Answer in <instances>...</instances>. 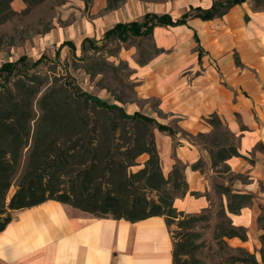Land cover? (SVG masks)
Instances as JSON below:
<instances>
[{
    "label": "trees",
    "instance_id": "trees-1",
    "mask_svg": "<svg viewBox=\"0 0 264 264\" xmlns=\"http://www.w3.org/2000/svg\"><path fill=\"white\" fill-rule=\"evenodd\" d=\"M12 0H4L6 3ZM24 2L26 0H23ZM246 0H214L209 8L189 5L178 17L169 13L146 12L141 20L117 22L108 28L102 44L85 38L80 46L83 69L91 74L114 70L101 54L109 44H127L132 38L151 40L156 27L187 25L192 18L203 21L221 18L234 5ZM254 8L264 9V0H250ZM108 0V7H112ZM194 39L199 38L194 31ZM64 45L75 50L72 41ZM163 50L154 46L153 55ZM97 53H99L97 55ZM115 56L117 49L108 48ZM199 48L198 59L200 61ZM46 57L29 61L25 55L0 65V231L18 210L55 200L98 218L111 217L130 222L150 216H163L167 226L175 224L172 264H202L196 256L201 244L195 243L199 233L194 225L203 215H187L173 206L177 196L188 191L185 165L175 162L165 175L157 151L154 130L174 136L168 124L154 117L110 103L74 83L66 70V78L35 69ZM150 59L139 61L143 66ZM50 61V60H49ZM235 63L240 66L236 58ZM123 103L122 99H117ZM36 102L37 110L34 108ZM205 121L213 128L224 122L216 113ZM203 134V133H198ZM146 155L142 166L137 159ZM231 157H244L233 144L210 151L211 166ZM200 160L191 165L199 170ZM229 170V167H227ZM11 186L13 194L7 198ZM219 192L227 198L221 207V222L213 237L222 251L229 249L227 239L247 241L246 228L232 223L228 213L237 214L254 198L252 193L234 191L228 185H219ZM262 233L256 254L244 247L230 248L233 253L218 264H264V215L257 218Z\"/></svg>",
    "mask_w": 264,
    "mask_h": 264
},
{
    "label": "crops",
    "instance_id": "crops-1",
    "mask_svg": "<svg viewBox=\"0 0 264 264\" xmlns=\"http://www.w3.org/2000/svg\"><path fill=\"white\" fill-rule=\"evenodd\" d=\"M177 2L205 8L212 0ZM247 25L253 28L248 29ZM168 27L182 33L190 44L188 48L177 47L173 56H159L133 68L138 98L158 100L159 110L177 119L178 127L192 134L208 132L210 127L203 117L216 112L239 139L238 151L249 159L227 160L231 172L243 173L250 179L248 187L241 184L236 192L262 195L259 188L264 187V9L253 8L251 1L246 0L231 7L221 18H192L187 25ZM194 31L199 38L197 47L208 51L211 58L220 52L224 55L221 83L214 68L209 63L205 65L204 55L198 61V52H191L190 48L195 46ZM188 49L189 64L183 52ZM234 49L239 54L240 67L228 55ZM193 58L197 61L194 65ZM197 68L202 69L198 74ZM154 137L165 175L175 162L185 165L188 191L175 197L173 206L187 215L207 208L211 204V185L200 170L191 168L202 156L199 148L157 129ZM221 196L225 202L226 197ZM227 213L234 225L246 229H251L256 215L248 206L237 214ZM252 239L249 234L245 242L238 238L227 240L243 246ZM173 244L171 228L163 216L135 222L98 218L47 200L16 211L0 231V264H172Z\"/></svg>",
    "mask_w": 264,
    "mask_h": 264
},
{
    "label": "rangeland",
    "instance_id": "rangeland-1",
    "mask_svg": "<svg viewBox=\"0 0 264 264\" xmlns=\"http://www.w3.org/2000/svg\"><path fill=\"white\" fill-rule=\"evenodd\" d=\"M177 1L111 0L112 7H108V0H26L25 2L23 0H19V2L12 0L8 1L7 4L1 3L0 65L7 61H15L22 55L27 56L29 61L46 57L45 59L48 62L44 61L35 68L39 72H46L51 76V79L55 76L58 78V82H62L67 80L66 70L68 69L72 74L74 83L79 85L82 90L110 103L123 106L129 114L139 111L154 117L158 122H167L175 132L173 138L181 137L197 146L202 154L199 159V170L207 177L211 185L209 194L211 204L195 214L203 215L193 228L194 231L199 233L195 243L201 244L197 249L196 256L202 260V264H218L233 253L230 248L240 246L259 254L260 243L258 238L262 230L257 223V218L264 215V187L260 186L259 188V191L263 194L260 195L259 192V194L254 195L253 200L247 205L254 209L256 213L251 229H246L248 237L250 234L253 239L243 246L226 240L229 249L222 251L217 240L213 237L216 224L221 222L219 216L221 207H225V204H227V198L224 202L222 194L219 192V185H228L237 191L239 185H249L250 179L249 176L243 173H233L230 169L227 170V167H229L227 161L217 166H211L210 151H216L221 146L226 147L229 144H233L238 150L239 139L229 130L226 123L215 129L205 121L206 117H203V120L210 127L208 132L201 135L183 131L178 127L177 119L159 110L158 100L154 98L142 100L136 94L137 80L133 68L140 66L139 61H146L147 59L152 61L159 56H173L177 47L188 48L190 41H186L182 33H177L170 27H161L154 29L151 40L132 38L127 44H109V46L102 49L99 52L101 58L113 65L114 70L91 75L83 69V61L74 62V56L80 57L82 55L80 46L85 38L93 39L97 41L98 45H101L103 34L108 28L117 22L141 20L146 12L169 13L173 17H178L188 8V5H179ZM247 28L251 29L253 27L247 25ZM67 40L72 41L75 45L74 51L63 44ZM196 44L198 42L194 39L195 46L190 48L191 52L197 51L199 53L200 48L201 57L204 55V58H206L205 65L207 66V63H209L214 68L221 83L223 77L221 62L224 55H221L220 52L211 58L208 51H205L199 45L197 47ZM154 46L161 48L163 51L158 55H153ZM108 48L117 49L116 55H109L107 53ZM183 52H185L184 56L189 64L190 50H184ZM228 55L232 56L234 63L236 58L240 62L239 54L235 49L229 51ZM195 63L197 61L193 58L191 64L194 65ZM198 65L202 67V64L198 63ZM240 66H242L241 62ZM201 70L197 68L195 73L198 74ZM222 84L225 85L224 82ZM245 97L249 96L246 95ZM119 98L122 99L123 103L117 101ZM34 108L37 110L36 102ZM237 119L240 120L239 115H237ZM243 129H245L244 126ZM243 158L249 160L246 156ZM145 159L146 155L140 156L137 161L141 165L132 167V170L136 171L140 168ZM14 190L15 187L11 186L7 198L13 194ZM171 230H177L175 224L171 225Z\"/></svg>",
    "mask_w": 264,
    "mask_h": 264
},
{
    "label": "bare ground",
    "instance_id": "bare-ground-1",
    "mask_svg": "<svg viewBox=\"0 0 264 264\" xmlns=\"http://www.w3.org/2000/svg\"><path fill=\"white\" fill-rule=\"evenodd\" d=\"M256 257H257L258 260H260V256H259L258 253H256Z\"/></svg>",
    "mask_w": 264,
    "mask_h": 264
}]
</instances>
